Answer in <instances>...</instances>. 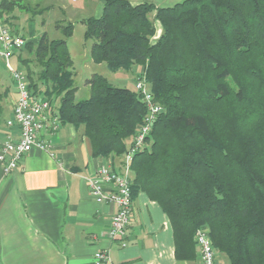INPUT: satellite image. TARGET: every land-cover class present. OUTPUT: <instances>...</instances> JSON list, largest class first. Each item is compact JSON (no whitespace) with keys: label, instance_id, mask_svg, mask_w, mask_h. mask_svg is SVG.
Here are the masks:
<instances>
[{"label":"trees","instance_id":"obj_1","mask_svg":"<svg viewBox=\"0 0 264 264\" xmlns=\"http://www.w3.org/2000/svg\"><path fill=\"white\" fill-rule=\"evenodd\" d=\"M21 1L0 0L6 23L15 10L31 19L45 10ZM101 1L99 16L82 19L91 60L140 66L162 106L131 162L132 198L145 192L167 214L176 257L194 259L195 231L205 228L228 264H264V0ZM155 20L162 30L152 40ZM55 26L62 37L21 35L15 56L28 87L60 124L83 129L93 156L120 161L146 111L141 94L93 73L89 96L76 100L73 23Z\"/></svg>","mask_w":264,"mask_h":264},{"label":"crops","instance_id":"obj_2","mask_svg":"<svg viewBox=\"0 0 264 264\" xmlns=\"http://www.w3.org/2000/svg\"><path fill=\"white\" fill-rule=\"evenodd\" d=\"M89 1L93 3L92 8H88ZM129 1L138 4L145 0ZM151 1L165 6L171 5L166 2L178 0ZM35 2L40 4L41 0ZM41 6L51 9L53 3L45 2ZM60 10L65 9L60 7ZM101 10V0H81L78 9L71 12L97 17ZM73 15H67V20H73L70 19ZM67 20L56 19L54 25ZM155 27L153 40L162 30L158 20ZM34 30L28 29V33L34 36ZM140 71L141 67L136 75ZM117 79L122 83L127 81L125 74ZM15 97L10 75L0 74V114L3 117L11 115ZM16 134L15 126L8 127L0 120V148L7 136ZM45 137L53 143L54 156L32 149L20 159L17 168L8 173L0 162V264H94V254L99 250H107L113 264H200L197 246L194 259L176 257L169 217L145 192H139L133 199L126 245L122 246L119 239L109 238V222L116 208L111 203L95 201L87 180L101 163L108 162L117 169L119 158L93 156L83 129L70 124L59 123L57 131ZM215 262L228 264L226 258L216 252Z\"/></svg>","mask_w":264,"mask_h":264},{"label":"built area","instance_id":"obj_3","mask_svg":"<svg viewBox=\"0 0 264 264\" xmlns=\"http://www.w3.org/2000/svg\"><path fill=\"white\" fill-rule=\"evenodd\" d=\"M25 39L11 31L8 23L0 15V60L9 72L16 89V97L12 105V113L6 119L5 125L16 127V136H7L0 148V162L5 173L17 168L20 159L32 149L47 151L54 156L53 143L45 136L54 134L59 126L56 115H52L51 107L46 99L34 96L27 82L26 72L15 68L12 58L15 51L24 43ZM135 89L140 92L146 111L138 124L132 140L119 161V167L113 168L110 163L104 162L89 177L88 188L97 202H108L116 210L111 215L108 236L119 239L122 246L126 245L125 237L130 222L133 198L131 194V162L134 154L147 146L146 138L149 135L153 122L162 111V106L154 99L148 82L140 74L134 83ZM45 135V136H44ZM198 248L200 264H216L215 250L205 228H199L194 235ZM94 264H113L107 250H99L94 254Z\"/></svg>","mask_w":264,"mask_h":264},{"label":"rangeland","instance_id":"obj_4","mask_svg":"<svg viewBox=\"0 0 264 264\" xmlns=\"http://www.w3.org/2000/svg\"><path fill=\"white\" fill-rule=\"evenodd\" d=\"M27 1L22 0L21 2H27ZM35 1L36 0H29L28 3L31 4V6H34L38 4V2ZM45 2L53 3V8L46 9L41 14H36L33 19L29 17L28 13L15 10L16 17L11 19V22L9 24L10 25L12 24L13 26V27L11 26L12 29L17 30V32L23 34L24 38L26 39L36 38L41 31H46V33L50 37L56 38V37H62L63 34L60 29L55 27L54 21L56 19L67 20L68 19L67 15H70L71 13L74 14L73 16L70 17V19H73L70 20L73 23V32L69 37L66 38V45L70 51L73 60L72 69L75 71L74 85L77 88L75 92L76 100L83 99L89 96V92H90L89 85L86 84V79L91 77L93 73H99L104 75L113 85L119 87L128 86L135 89L134 83L139 76L136 75L135 72H137L140 69V66L135 65L132 72L130 71L126 72L124 70L112 71L106 68L104 62L95 63L91 60L90 46L92 44V39H85L84 37L85 25L80 21L82 17L88 16L89 13H84L82 16L80 13H78L79 11L73 13L75 10L78 9V5L81 3V0H41L40 4L43 5ZM91 3L92 1H89L88 8L93 7L92 5L93 3L92 4ZM172 3L173 2H166L165 4H172ZM60 7H63L65 10L62 12L60 10ZM71 10H73V12H71ZM86 11L89 12V10ZM31 28L35 29L34 31L36 34H34V36L28 33V29ZM11 61L15 68L25 71V67L17 61L16 56H14ZM138 67L139 69L137 70ZM0 74L4 77L9 76V72L7 71L3 61L0 62ZM123 74H125L127 81H125L124 83L118 82L117 77ZM216 254L218 253L216 252Z\"/></svg>","mask_w":264,"mask_h":264}]
</instances>
